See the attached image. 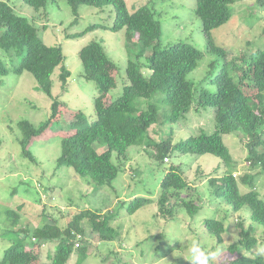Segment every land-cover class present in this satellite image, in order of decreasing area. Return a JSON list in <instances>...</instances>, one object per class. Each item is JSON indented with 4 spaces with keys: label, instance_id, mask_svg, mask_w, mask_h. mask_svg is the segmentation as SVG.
Masks as SVG:
<instances>
[{
    "label": "trees",
    "instance_id": "16d2710c",
    "mask_svg": "<svg viewBox=\"0 0 264 264\" xmlns=\"http://www.w3.org/2000/svg\"><path fill=\"white\" fill-rule=\"evenodd\" d=\"M15 1L17 0H0V77L5 78L10 73L20 76L23 72H28L37 84L36 89L52 102L50 116L45 122L38 126H33L28 121L18 123V142L22 156L34 162L27 147L34 138L51 128L50 125L59 112L67 110L65 103L59 102L57 96L53 95V89L55 85H59L61 91L67 90L71 73L64 63L62 44L46 45L42 40L46 27L43 24L37 25L39 20H47V6L57 4L60 0H19L18 10L15 8ZM62 1L69 6L75 25L81 7L97 10L106 20L101 25L91 24L72 35L69 32L73 28H65L66 38L80 37L88 29L99 26L104 30L123 31L127 63L124 70L125 85L121 94L105 104L94 101L95 117L89 124L86 120L70 116L66 133L61 139L56 169H72L77 179L92 187L91 192H96L111 185L119 173L120 166L113 162V157L118 163L124 162L128 148L136 145L158 123L160 102L166 105V119L170 122L185 117L194 104L196 108H212V134L200 133L172 146L170 140L158 144L147 142V146L153 147L162 164L163 159L168 158L169 151L177 155L208 154L217 157L224 171L221 176L208 181V185L214 190L212 195L219 197L222 205H227L232 212L247 207L252 223L264 228V199L256 188V178L264 175V49H251L240 59L235 57L225 61L219 74L208 77L215 90L209 92L202 89L196 92L193 83L186 77L197 68L202 53L185 42L162 46L161 23L148 6L151 0L138 7L133 5V8H128L124 0ZM235 1L195 0L194 14L199 18L202 32L207 38L208 51L223 59L226 57L225 50L213 44L210 34L228 22L232 15L230 7ZM254 5L264 7V0H255ZM23 6L33 10L34 15L20 13L19 11H24L21 9ZM69 29L71 30L68 31ZM78 59L82 66L80 77L93 82L99 96L115 88L120 73L101 42L92 40L83 45L78 50ZM244 89L254 91L256 100L250 102ZM226 135L241 137L247 152L249 173L243 174L239 179L235 178L232 156L223 143ZM101 148L103 151L98 152ZM190 188L183 175L170 168L169 174L160 184V194L155 199L157 217L162 224L167 219L172 220L177 208L183 209L191 218L201 211V203L188 200V194L180 196ZM155 200L135 198L125 208L123 200L117 202V208L106 211L100 208L78 211L72 209L71 212L70 208H58L61 217L70 216L65 224H59L48 213L50 204H45L40 214L42 218H49L51 223L35 228L19 213L24 204H19L16 210H4L2 213L7 215L6 223L10 226L0 224V239L6 244L0 255V264H28L30 261L31 264H68L73 254L82 255L80 263L85 264L89 258L88 251L95 256L98 264H105L108 260L109 264H120L121 259L116 261L114 258L113 263L110 261L117 254V250L114 252L113 248L116 249L120 244V234L111 226L112 222L120 220L121 211L125 216H132ZM40 201L37 198L32 203L38 206ZM83 201L86 203L84 199ZM73 205L79 208L80 204ZM84 221L93 225L86 240L83 237ZM236 223L240 229L239 249L254 247L257 244L255 229L251 225L245 228V221L241 219ZM204 226L214 236L216 243H223L222 237L227 233L224 219H206ZM140 231L142 235H135L134 240L141 241L153 236L149 230ZM158 235L159 233L156 234ZM125 239L132 240L130 236ZM102 243H107L111 248L108 251L110 257L99 253ZM44 247H48L45 250L46 259L41 261V252L43 254L44 251L40 249ZM227 251L230 255H237L228 260L227 264H264L262 256H240L232 246Z\"/></svg>",
    "mask_w": 264,
    "mask_h": 264
},
{
    "label": "rangeland",
    "instance_id": "374dc122",
    "mask_svg": "<svg viewBox=\"0 0 264 264\" xmlns=\"http://www.w3.org/2000/svg\"><path fill=\"white\" fill-rule=\"evenodd\" d=\"M124 1L128 8L147 3V0ZM15 2V8L18 10L20 2L19 0ZM254 3L255 0H236L230 7L232 15L228 22L211 32L210 40L215 46L225 50V59L208 51L207 38L202 32L199 18L194 14L195 0H151L148 3L161 23L162 46L185 42L202 53L197 68L186 77L193 83L196 92L202 89L209 92L215 90L208 77L219 74L225 61L228 62L235 57L240 59L251 49H264V7L256 6ZM21 9L24 10L19 11L22 14L34 15V11L27 6ZM46 10L49 12L47 20L45 18L43 21L39 20L37 25L43 24L46 27L42 36L46 45L62 44L64 63L71 76L68 78L67 90L61 91L59 85H55L53 95L57 96L59 102L65 103L67 110L59 112L52 121L51 128H47L29 143L27 150L35 160L32 162L22 156L18 142L20 137L18 123L28 121L33 126H38L45 122L50 116L52 102L36 89L37 84L28 72H23L20 76L10 73L5 78L0 77V224L5 226L6 223L7 215L2 212L8 209L16 210L19 204H24L23 210L19 213L35 228L51 223L49 218H42L40 214L45 204L51 206L48 213L56 218L59 224H65L70 220V216L61 217L58 208H70L71 212L72 209L78 211L100 208L106 211L117 208V202L123 200L124 208L135 198L155 200L160 194L162 180L169 174L170 168H174L175 172L183 175L191 187L180 196L188 194L186 195L188 200L201 203V211L191 218L183 209L177 208L172 220L166 218L165 224L157 217L156 200L132 216H125L121 211L120 220L116 219L111 225L118 230L121 244L119 247L115 245L116 249L113 248L114 252L117 250V254L112 256L111 262L121 259L120 264H188L185 259L187 246L195 239H200L207 249L218 250L212 264H227L228 260L237 256L228 254L229 246H232L240 256L264 257V228L252 223L249 209L244 207L238 212H232L227 205H222L219 197L212 195L214 190L208 185V181L221 176L224 171L217 157L208 154L177 155L169 151V162L162 164L158 161L153 147L147 146V142L158 144L169 140L172 146L200 133L212 134L214 132L212 108H196L194 104L185 117L170 122L166 119V105L160 102L158 123L153 125L136 145L128 148L127 159L124 162L118 163L115 156L113 157V162L120 166L119 173L111 185L96 192H91L92 187L77 179L72 169L66 167L56 169L61 139L66 133L70 116L86 120L89 124L95 117L94 101L105 104L121 94L125 85L127 52L123 31L104 30L99 26L88 29L84 35L77 38L65 37V28H73L72 31L68 30L72 35L83 31L82 28L85 29L91 24H103L106 20L97 10L81 7L76 25L73 24L70 8L65 1L49 4ZM92 40L103 44L106 54L117 65L120 73V76L115 78V88L103 96H99L93 82H87L80 77L82 66L78 59V50ZM244 94L250 102L256 100L254 91L244 89ZM223 143L232 156L235 178L239 179L243 174H248L247 152L241 137L226 135ZM102 151V148L98 150ZM256 180V188L264 199V175H259ZM46 190L48 191L45 193ZM37 198L41 200L38 206L32 203V200ZM83 199L86 203H83ZM91 203L95 204L92 206ZM73 204H80L79 208ZM206 219H224L227 233L222 237V244L216 243L214 236L207 232L204 226ZM238 219L245 221V228L251 225L255 229L257 244L254 247L239 249L240 229L236 223ZM6 226L10 225L6 223ZM92 226L88 221H84L85 240L88 239ZM140 230H149L153 236L141 241L134 240L135 235H142ZM127 233L129 235H126ZM129 236L132 240L125 239ZM100 246L99 253L110 257L108 251L111 248L107 243ZM4 247L6 244L0 239V255ZM46 249L48 247L40 249L44 251L43 254L41 252V261L46 259ZM90 253L87 252L89 258L85 264H98L95 256ZM82 259V255L73 254L68 264H81ZM28 264H31V261ZM105 264H109V260Z\"/></svg>",
    "mask_w": 264,
    "mask_h": 264
},
{
    "label": "clouds",
    "instance_id": "9594fccd",
    "mask_svg": "<svg viewBox=\"0 0 264 264\" xmlns=\"http://www.w3.org/2000/svg\"><path fill=\"white\" fill-rule=\"evenodd\" d=\"M164 159H167L165 162ZM163 162L168 163L169 159L164 158ZM218 255V250L213 251L205 248L200 239L191 241L187 246V257H185L188 264H212Z\"/></svg>",
    "mask_w": 264,
    "mask_h": 264
},
{
    "label": "built area",
    "instance_id": "2783aa9c",
    "mask_svg": "<svg viewBox=\"0 0 264 264\" xmlns=\"http://www.w3.org/2000/svg\"><path fill=\"white\" fill-rule=\"evenodd\" d=\"M164 161L166 162V161H167V159H164Z\"/></svg>",
    "mask_w": 264,
    "mask_h": 264
}]
</instances>
